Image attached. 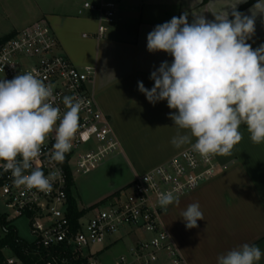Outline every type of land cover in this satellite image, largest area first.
I'll list each match as a JSON object with an SVG mask.
<instances>
[{
  "label": "crops",
  "instance_id": "0c3cea01",
  "mask_svg": "<svg viewBox=\"0 0 264 264\" xmlns=\"http://www.w3.org/2000/svg\"><path fill=\"white\" fill-rule=\"evenodd\" d=\"M51 1L55 8L41 0H0V9L9 20L4 36L44 19L75 67L95 68L94 99L109 119L119 149L94 172L73 181L70 193L77 208H88L111 199L136 177L189 148L171 144L177 129L169 118L174 110L167 101L153 105L138 90V82L151 89V72L163 61L172 62L167 53L147 50L148 33L185 13L189 22L193 15L214 20V14H230L232 6L237 4L238 10L248 0H141L137 12L118 6L115 22L103 39L95 38L97 13L79 9L70 0ZM253 5L241 13L251 15ZM247 42L254 49L264 44V17L257 16L255 33ZM240 131L243 139L231 155L213 156L218 164L216 175L167 206L162 216L163 227L186 264H217L219 255L244 243L264 252V144L252 143L245 126ZM118 168L125 173L111 178L109 185H96L107 170L113 173ZM192 203H199L204 220L189 229L181 214ZM127 239L129 246L135 240ZM159 264L168 263L162 259ZM258 264H264V256Z\"/></svg>",
  "mask_w": 264,
  "mask_h": 264
},
{
  "label": "clouds",
  "instance_id": "9594fccd",
  "mask_svg": "<svg viewBox=\"0 0 264 264\" xmlns=\"http://www.w3.org/2000/svg\"><path fill=\"white\" fill-rule=\"evenodd\" d=\"M236 5L230 14H214V20L193 15L189 22L187 13L174 16L147 35V50L167 53L172 62L163 61L151 72V89L138 82V90L149 103L167 101L174 110L169 118L177 132L171 144L177 149L188 146L204 159L231 155L243 139L242 125L252 143L264 144V44L254 49L247 42L257 16L264 17V0H256L251 15L237 11ZM56 99L53 86L32 72L0 79V168L11 172L17 187L50 191L61 176L56 168L45 175L42 148L54 133L49 162L64 161L86 101L64 96L62 113ZM158 203L167 208L178 197L162 192ZM181 215L189 229L204 220L199 203L189 204ZM262 256L260 247L244 243L219 255L217 264H258Z\"/></svg>",
  "mask_w": 264,
  "mask_h": 264
},
{
  "label": "built area",
  "instance_id": "2783aa9c",
  "mask_svg": "<svg viewBox=\"0 0 264 264\" xmlns=\"http://www.w3.org/2000/svg\"><path fill=\"white\" fill-rule=\"evenodd\" d=\"M83 9L97 13L96 39H103L115 22L113 3L84 4ZM81 12H79L80 14ZM83 37H87L83 35ZM32 72L51 84L56 106L63 113L64 96L77 95L86 101L80 112L79 129L73 148L62 163H50L54 133L46 140L40 167L47 175L54 168L61 172L50 191H29L17 187L10 171L0 168V194L10 212L5 222L25 218L33 237L31 242L42 251L44 264H101L100 254L122 238L134 237L125 254L113 264H186L162 224L166 208L158 194L172 191L178 198L211 180L218 171L212 156L208 159L185 149L147 173L136 177L114 197L88 208H77L79 216L69 217L67 191L76 175H86L119 149L109 119L98 107L92 90L94 67H75L64 55L49 24L40 19L15 32L0 43V79L11 80ZM4 216V215H3ZM117 235L119 238H115ZM95 247H97L95 249ZM2 264H22L7 247L0 248Z\"/></svg>",
  "mask_w": 264,
  "mask_h": 264
},
{
  "label": "rangeland",
  "instance_id": "374dc122",
  "mask_svg": "<svg viewBox=\"0 0 264 264\" xmlns=\"http://www.w3.org/2000/svg\"><path fill=\"white\" fill-rule=\"evenodd\" d=\"M43 2H48V6L51 8H55L54 3H52L51 0H41ZM100 0H70L71 4L78 6L79 9L83 8V5L88 3V4H99ZM113 2L116 5V8L119 6L121 7H130V9L133 12H137L138 8H140L141 0H105V3ZM9 20L7 19V14L4 13L2 9H0V39L6 34V30L8 28ZM81 34V33H80ZM87 36V33L85 34ZM116 152L109 157H107L105 160H103L98 167H100L103 163L107 162L109 159H111ZM97 167V168H98ZM96 168V169H97ZM95 169V170H96ZM93 170L92 172H94ZM90 172V173H92ZM88 173V174H90ZM125 173L124 170L121 168H118L117 171L116 169L113 170V173L108 172V170L101 176V178L98 180L97 184L98 186L102 185H109V181H111V178H115L117 176H121ZM86 174V175H88ZM83 175H78L73 177V181L76 182L77 179L82 177ZM10 212L4 207L2 200H1V194H0V215H4L6 217L9 215ZM11 226L15 229V232L17 236L24 240L25 242H31L33 237L30 234L29 231V224L25 218H17L11 222ZM119 238L117 235H115V238ZM130 242L127 238H122L120 240H117V242L111 244L110 246L107 247L105 252L102 254L100 258L101 264H113L115 260L120 256L126 253L128 246ZM97 247H95L96 249Z\"/></svg>",
  "mask_w": 264,
  "mask_h": 264
},
{
  "label": "trees",
  "instance_id": "16d2710c",
  "mask_svg": "<svg viewBox=\"0 0 264 264\" xmlns=\"http://www.w3.org/2000/svg\"><path fill=\"white\" fill-rule=\"evenodd\" d=\"M205 2V0H203ZM256 3V0H248L242 4L237 11L242 12L248 7ZM14 33L6 35L0 39V43L6 41ZM73 182L70 180L67 191L69 217L71 220H75L79 214L77 212V206L75 200L71 197V187ZM7 247L14 256L19 258L22 264H44L42 260V251L35 248L33 244H28L24 240L20 239L15 229L5 222L3 215H0V248ZM4 261L3 256L0 254V264Z\"/></svg>",
  "mask_w": 264,
  "mask_h": 264
}]
</instances>
